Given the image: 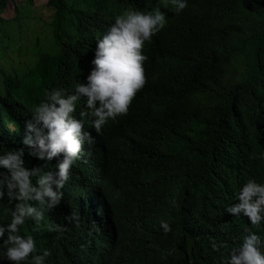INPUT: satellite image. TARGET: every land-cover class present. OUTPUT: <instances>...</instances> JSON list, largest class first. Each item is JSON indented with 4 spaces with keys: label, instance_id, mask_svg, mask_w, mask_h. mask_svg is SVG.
Segmentation results:
<instances>
[{
    "label": "clouds",
    "instance_id": "9594fccd",
    "mask_svg": "<svg viewBox=\"0 0 264 264\" xmlns=\"http://www.w3.org/2000/svg\"><path fill=\"white\" fill-rule=\"evenodd\" d=\"M139 2L144 4L143 7L151 4L148 0H139ZM168 3L169 0H158L157 5L153 6L151 10L129 9L116 15L111 25H107L101 32H96L95 35L106 30L96 40L94 51L92 46L86 55L83 43H79L78 47H82V51L78 55L86 56L85 63L94 57L91 61L93 67L86 80L81 74L83 72L79 70L62 77L60 82L63 84V88L45 90L44 99L32 107L30 114L24 120L21 137V144L24 147L7 149L0 153V203L6 201L9 204L8 209L0 212V262L45 264V258L49 253L45 251L39 255L35 254L36 245L33 236L31 234L21 235V228L27 221H30L33 224L32 232H36L41 226V221L45 219L53 223V227L47 229L49 232L52 228H57L60 225L58 220L63 206L74 205L75 199L87 200V185L85 190L84 180L88 177L89 181L91 175L88 176V170L85 168V171L81 170L82 160L76 161L85 154L83 151L85 145L91 147L95 144L96 138L89 131V126L99 134L109 120H115L127 114L134 97L146 83L144 73L148 72L144 71L143 64L147 63V57L142 54V50L144 45H154L152 37L165 27L166 15L161 7L166 8ZM170 3L173 6L172 10L177 14L187 7V0H170ZM222 9L218 6L217 10H210L213 13L212 16L204 14L208 8L205 10L202 7L196 8V10L189 9L186 11V17L181 18V21L185 18L189 19L187 23L191 36L195 39L196 35L191 31L193 23L200 25L199 32H206L204 36L198 38L199 42L207 48L205 57L197 54L196 59L201 65L199 71L205 67L203 65L205 62L209 63L212 55L234 49L235 40L232 38L227 24L228 19L221 15ZM24 17H26V12L15 17V20ZM50 37L41 41V35L33 34L28 46L18 47V52L22 53L27 49H33V44L38 49H42ZM0 39H2L0 46L3 49L14 46L16 43L14 38L6 35ZM38 40L39 42H37ZM240 45L242 43H239ZM210 49L215 51L210 52ZM36 52L33 54L26 52L27 57L32 61V70L27 75L30 79L28 86L23 84L15 86V91H8L16 99L38 98L34 94V88H38L40 85L37 80L31 77L35 70ZM151 56L149 55V58ZM158 64L166 65V62L160 61ZM21 77L25 76L21 75ZM153 77L160 79L159 75ZM8 86H10L9 83ZM187 96L189 98L192 96L193 104L201 100V95L196 90L194 93L188 90ZM81 102L83 108L80 106ZM175 112L179 115V111ZM183 112L184 110L181 113ZM247 120L264 139V126L256 123L257 121H252V117H247ZM13 128L15 129L14 126ZM25 147L28 149L29 156L42 161L40 168L26 166ZM175 147L178 151L182 146L177 142ZM54 158L57 160L54 170L43 171L45 164H50ZM72 171L74 174L70 175ZM139 175L136 173L134 177ZM153 182L154 179L147 185L150 189L153 187ZM74 190L77 191V196L73 198ZM104 191V189L102 191L95 190L93 193L99 194ZM114 191H118V188L112 190V192ZM120 194L122 200L127 202L129 193L124 191ZM155 196L156 194L152 193L146 197V204L152 210L150 218L160 220V228L167 235L171 228L166 221H161L158 214H162L160 211L162 204L154 201ZM100 198L102 200L103 197ZM234 201L236 202L224 209L231 220H248L254 229H258L264 224V183H257L254 179L247 180L235 193ZM172 203L175 205V200ZM46 212L48 215L45 214ZM87 215L89 217V213ZM141 218L144 217L139 216L138 213L135 221H140ZM64 219L68 222L73 221L76 219L75 213L71 212ZM126 223L128 224V220ZM152 226L151 222L148 228L143 229L145 235L150 233L149 229ZM108 229L110 228L108 227ZM244 233L237 246L233 247L222 260V264H264V237L258 230H251L247 226L244 228ZM70 235L66 239H62V244L69 243ZM47 238L50 240L47 241V246L58 251L62 244L55 241L54 237L50 239L49 236H46Z\"/></svg>",
    "mask_w": 264,
    "mask_h": 264
},
{
    "label": "trees",
    "instance_id": "16d2710c",
    "mask_svg": "<svg viewBox=\"0 0 264 264\" xmlns=\"http://www.w3.org/2000/svg\"><path fill=\"white\" fill-rule=\"evenodd\" d=\"M220 1H216V3L219 7H223L221 5L224 0ZM244 1H248L249 4L246 6L249 7L246 8L245 4L241 3V5L224 7L236 8L230 11L233 12L234 18L231 24L227 21L232 38L235 40L234 49L214 54L209 65L206 62L203 64L205 67L200 70V79L193 84L201 95V100L194 104L191 103L180 116V119L186 122L189 129L188 135H192V140L185 142L187 146H182L174 155L170 154L174 165L179 163V171L182 173L179 180L184 178L182 186L179 187L181 191L178 194H176L177 191L175 192L176 203L173 211L167 214V218L161 217V221L164 220L169 224L171 231L165 235L160 228V220L153 221L151 232L144 237L146 240H141L150 243V245H140L142 248L139 249V255L130 258L136 263L188 264L189 262L190 264V261H195V257L200 255V264H222V260L228 252L237 246L240 238L245 234L244 228L249 227L246 221L231 220L224 211L225 207L235 199L234 190L228 182L229 178L232 175L243 176L245 169L238 165L242 162V158L239 156L240 141L245 139L248 149L254 145H264V139L256 132L246 115L247 112L253 110L255 105L264 104V0ZM234 2L239 3L237 0ZM8 4L9 0H0V33L4 29L0 36L2 38L5 36V27L9 23L2 17ZM31 4L33 1L29 0L27 5H17L15 8L16 17L26 12L30 19L33 14ZM128 5L143 6L144 4L139 0H49L47 8L53 12V17L50 25L46 23L47 29L40 30L41 41L47 40L50 35L51 37L42 49L37 50V59L34 61L35 70L31 76L38 81L41 90L43 89L45 92L48 88H57L58 81L63 76L79 71L80 64L85 61L86 56L78 55L82 51V47H78V44L83 40L86 44L92 43L96 32H101L108 25L107 21L123 13ZM258 10L260 14H256ZM39 21L35 20V22ZM243 37L249 40L250 51L239 46ZM88 47L89 45L84 46L85 55L89 52ZM214 64L219 69L216 72L211 71ZM198 69H201V65ZM148 72L152 76L157 74L156 69H149ZM185 87L187 88V86ZM7 94H11V92L7 91ZM14 100L10 96L7 98V96L0 95V153L9 148L24 147L21 144L24 120L31 112L32 107L40 102L39 97L28 100L21 99L22 102L18 99ZM3 117L8 121L12 120L16 128L15 131L3 133L5 131L1 125ZM17 124L19 127H16ZM262 125L264 126V123ZM16 131L20 134L14 135ZM198 144H205L201 147L205 149L203 153L197 154L199 157L195 158L200 162L197 168L194 163H189L187 166L186 162L181 163V158L185 157L181 154L188 152L190 147ZM222 159H227V161L224 162ZM237 161L239 162L237 163ZM41 163L42 161L29 156L28 149L25 147L26 166L40 168ZM50 164H45L43 171H46V167ZM260 166L261 164L257 172H264V167ZM206 169L209 172H206L205 176L201 175L200 171ZM165 171L166 167L159 170L149 167V171H139L138 174L151 177L140 183L148 185L154 176H161V174H165ZM168 173L172 176L171 168L168 169ZM128 177V175L114 173L110 178L109 186L113 189L123 184L130 186ZM186 180L192 184V187L196 182L195 204L193 200L182 196V193L190 188V184H187ZM214 180H216L215 187L211 185ZM86 185V180H84L85 190ZM220 187H224V190L229 191L232 195L224 192L222 203H219L221 201L215 202V204L221 205H211L208 203L211 191L208 192V190L213 189L218 194ZM134 189L136 199H134L133 189L129 188V199L136 203L134 210L137 211L140 206L139 216L150 217L152 210L146 204V199L139 197V193L142 194V192ZM138 201L141 202L140 205H138ZM200 222H202L201 227L196 233ZM251 230H258L262 237L264 236V227ZM187 234L190 236L188 245L191 238L193 239L191 243L193 254H189L184 245L180 253L169 248L170 242L175 244L180 239H185ZM178 235H180V239L173 238ZM43 240L44 245L41 246L40 254L45 251L49 253L45 259L57 255L63 256L66 253L68 246L62 244V239L59 240L62 245L58 251L47 246L45 235H43ZM198 244L200 247H195ZM158 251H162L163 254H158ZM110 258L114 259V264H125L129 260L120 250L118 243Z\"/></svg>",
    "mask_w": 264,
    "mask_h": 264
},
{
    "label": "water",
    "instance_id": "95a60500",
    "mask_svg": "<svg viewBox=\"0 0 264 264\" xmlns=\"http://www.w3.org/2000/svg\"><path fill=\"white\" fill-rule=\"evenodd\" d=\"M149 1L151 4H148L146 7L128 5L125 7L124 11L129 9L151 10V8L158 3V0H148V2ZM216 1L220 0H214V2L213 0H187V7L178 14L172 10L173 6L170 0L166 8L163 6L161 7V10L164 11L166 15V25L159 33L152 37L155 44L144 45L142 50V54L147 57V63L143 64L144 71L156 69L157 74L155 75L159 74L160 79L153 77L150 72L147 74L144 73L146 83L143 89L134 97L126 115L118 117L115 120H109L99 134L93 131L89 126V131L96 138L95 144L91 147L85 145L83 149L85 154L81 159L76 161L79 162L82 160V171H85V169L87 170L88 166L89 168L91 166V176L89 178V182H92L93 185L91 189H101V191L106 187L109 189L99 194L90 192L87 200L75 199L74 205L67 204L63 206L60 219L58 220L60 225H58L57 228H52L49 232L47 229L53 227V223L45 219L41 221V226L36 232H32L31 229L33 224L30 221H27L21 228V235L31 234L33 236L36 245L35 254L37 255L40 254L41 246L44 245L43 235L49 236L50 239L54 237L55 241H59L61 239H66L71 234L69 243L66 244V246H68L66 253H62L64 254L63 256L57 255L45 259V264H114V259L110 257L114 254L117 243L119 244L120 250L129 258L125 264H139L136 263L135 260L132 261L130 258L131 256L137 257L139 255V249L141 250L142 248L140 245H150V243L141 241L143 239L146 240V238H144L145 233L143 229L148 228L151 222L153 223V221L157 220H153V218L147 216L141 218L140 221H135L138 217V209L140 206H138L137 211H135L134 208L136 207V203L130 201L128 198L127 202L123 201L120 192L125 191L129 193V188L133 189L134 192V188H136L142 192V194L139 193V197L144 199L154 193L156 194L154 201L162 204L160 208L162 214H158L160 217L167 218V214L173 211L174 205L172 201L175 200V192L177 191L176 194H178V192L181 191L178 186H182L184 178L179 180V163L174 165L170 154L172 153V155H174L176 153L177 148L175 144L177 142H179L181 146H187L185 142H190V140H192V135H188V126L186 122L180 119V116L184 113L181 112L192 103V96L191 98L187 96L188 90L194 93L196 89L193 84L200 79L201 76L198 69L199 61L196 59L197 54L202 56L207 50L198 40V38L204 36L206 32H199L198 28L200 25L193 23L191 31L196 35L195 39L191 36L190 27L187 23L189 19L185 18L181 21V18L186 17V11L189 9L196 10V8L199 7L204 8V10L208 8L207 11H204V14L212 16L213 13H211L210 10L214 11L218 8ZM237 1L239 3H235L234 0H224V3L221 5L223 7H220L223 8L221 15L227 18L230 24L234 19L232 16L233 12L230 11L236 8L224 7L227 5L241 4H245L246 8L249 7L246 6L249 4L248 1ZM102 12H104V9H102ZM244 13H246V11H244ZM258 13L260 14L259 10L256 11V14ZM113 22L114 18L107 21L108 25H111ZM174 22L175 24L172 25ZM174 26L175 28L180 26V29L178 31H173L172 29H174ZM103 33L95 35L92 43H80H83L86 47L89 45V51L91 46H93L94 51L96 40L99 39ZM244 37L241 42V47L250 51L249 40ZM23 39L24 38H22V40ZM3 50L7 55L4 58H0V67L8 72L13 71L17 78L14 87L21 86L22 84L19 78L21 79L22 77L17 74L15 66L11 65V63L15 64V57L18 55V52L15 51L16 45L4 48ZM209 51L214 52L215 50L210 49ZM218 53L219 52H217V54ZM170 54L173 59L169 57ZM149 55H152V58H149ZM93 58L94 57H92V59ZM68 60L71 61V59ZM91 61H87V63L83 62L79 67V70L83 72L81 74L84 76L85 80L93 67ZM160 61L166 62V65L158 64ZM209 62H211V60H209ZM170 78L175 80L177 86H183L182 98H175ZM62 79L63 78L58 81L57 88L62 87L63 84L60 82ZM6 85L8 86V81H6ZM185 86H187V88ZM51 89L52 88H48V90ZM7 91H10V88L1 90L0 95H3V97L7 96V98L10 96L12 100L16 99L15 96L7 94ZM34 94L39 97L40 101L43 100L44 91L43 89L41 90L40 86L34 88ZM18 100L22 102L21 99ZM80 106L83 108L82 102ZM175 111H179V115ZM246 115L247 117H252V121L263 124L264 104L255 105L253 110L247 112ZM9 120L10 121H7L5 117L1 120L2 128L5 130L3 133L14 129L12 120ZM204 145L205 144H198L192 148L190 147L188 152H183L181 155L185 157L181 156V163L186 162V166L189 165V163H194L197 168L200 162L195 158L199 157L197 155L198 153H203L205 148L201 147ZM88 148H91L90 160H88ZM239 150V156H241L242 162L238 165L245 169L243 176L237 177L232 175L229 178L228 182L230 183V187L234 190V194L239 190L240 186L249 179H254L257 183H264V172H257L260 164L261 168L264 167V145H254L248 149L246 140L242 139L240 141ZM222 161L226 162L227 159H222ZM55 162H57V160L54 158L50 166L46 167V171L51 169L54 170ZM238 162L239 161H237V163ZM149 167L153 168V170L166 167L165 174L153 177L154 182L152 183L153 187L151 189L146 184L140 183L143 180L150 179V175L141 174L136 178L134 177L139 171H149ZM169 168L172 170V176L168 173ZM206 172H209V170L200 171V174L205 176ZM98 173L101 174V177L98 176ZM114 173L128 175V180L131 185L126 187L125 184H123L118 187V191L112 192L113 188L109 186V183ZM72 174H74L73 171L70 175ZM98 181L102 184L99 189L97 188ZM186 183L190 184L187 180ZM211 185L215 187L216 180H214ZM189 186L190 188L187 189L185 193L183 192L182 196L187 197L188 200H193L195 204L194 196L196 195V182L193 187L192 184ZM212 190H208V192L211 191V193H209L210 197L208 202L211 205L220 206L221 204H215V202L221 201L219 203H222L224 192H228L227 194L232 195L229 191H225L224 187L218 189V194L216 191L214 192V190ZM76 194L77 191L74 190L73 198L77 196ZM100 197H103L102 200ZM235 202L236 201L231 202L229 205ZM140 203L141 202L138 201V205H140ZM8 208L9 204H7L6 201L0 203V212ZM71 212L75 213L76 219L68 222L64 217ZM88 213L89 217L87 215ZM45 214L48 215V212ZM127 220L128 224L126 223ZM246 223L250 229L253 228L250 226L248 220H246ZM108 227L110 229H108ZM263 227L264 224L258 229ZM152 228L153 226L150 227V232ZM78 229H80V234ZM46 240L50 241L48 238ZM107 240L111 241L109 242ZM116 258L120 259L121 257ZM0 264H8V262L5 263V261H3L0 262Z\"/></svg>",
    "mask_w": 264,
    "mask_h": 264
},
{
    "label": "rangeland",
    "instance_id": "374dc122",
    "mask_svg": "<svg viewBox=\"0 0 264 264\" xmlns=\"http://www.w3.org/2000/svg\"><path fill=\"white\" fill-rule=\"evenodd\" d=\"M33 4H31V8L33 10V14L30 19L24 17L20 20H15L16 17V6L17 5H27L29 0H9V4L7 10L2 15L4 19H6L9 23L5 28V35L14 38L16 41V48L18 47H26L32 39L33 34L41 35L40 30L43 28L47 29L46 23H49L52 12L47 8V3L49 0H32ZM35 20H40L39 22H35ZM4 31V29H3ZM2 31V33H3ZM0 33V36L1 34ZM20 34V36H19ZM18 37H21L19 39ZM22 38H24L22 40ZM2 41V39H0ZM33 49H27L26 52H31L32 54L38 50V47L33 44ZM26 52H18L17 57H15V64L11 63V65L15 66V70L19 76L23 75L24 78H19L21 84H29L30 79L29 75L32 70V61L27 57ZM7 54L0 46V58H4ZM6 81L11 85L10 87L6 85ZM17 82V78L15 73L8 72L0 67V91L5 88H10V90L15 91L14 85Z\"/></svg>",
    "mask_w": 264,
    "mask_h": 264
},
{
    "label": "bare ground",
    "instance_id": "6f19581e",
    "mask_svg": "<svg viewBox=\"0 0 264 264\" xmlns=\"http://www.w3.org/2000/svg\"><path fill=\"white\" fill-rule=\"evenodd\" d=\"M175 24V22L174 23H172V25H174ZM174 29H172L173 31H178L179 29H180V26L178 27V28H175V26L173 27ZM195 41V40H194ZM17 52H18V49H17ZM207 54H206V52H205V54L204 55H202L203 57H205ZM198 57V56H197ZM201 58V57H200ZM219 69L217 68V66H216V64H214L213 65V67L211 68V71L212 72H216V71H218ZM146 72H148V70H145ZM210 75V74H209ZM170 80H171V85H172V87H173V94L175 95V98H182V88H183V86H177L175 83V80L173 79V78H170ZM8 121V120H7ZM14 127H15V125L14 124H12ZM8 127V126H7ZM16 127H19V124H17L16 125ZM16 130V128L15 129H13L12 131H15ZM18 134H20L19 132H17L16 131V134H14V135H18ZM19 137H21V135H19ZM18 137V138H19ZM191 141V140H190ZM90 157H91V148H88V160H90ZM80 162V161H79ZM56 163V162H55ZM91 166H90V168H89V166H88V176H90L91 175ZM98 176L99 177H101V174L100 173H98ZM88 179V177L86 178V183H87V192L88 193H90L91 191H92V193L95 191V190H93V188L91 189V186H93L92 185V182H90L89 183V181L87 180ZM219 182V181H218ZM102 184L101 183H99V181L97 182V188L99 189V187L101 186ZM101 190V189H100ZM105 191H107V189H104ZM70 192H72V191H70ZM71 194V193H70ZM136 199V198H135ZM88 220H90V219H88ZM110 221V220H109ZM164 221V220H163ZM201 224H202V222H200L199 224H198V230H196V233L197 232H199V227H201ZM78 232H79V234H80V229H78ZM123 233V232H122ZM173 238H175V239H180V235H178V236H175V237H173ZM172 238V239H173ZM185 239H180L178 242H176L175 244H172L171 242H170V245H169V248L172 250V251H174V252H178V253H180L182 250H183V248H184V246H186V250L188 251V253L189 254H193L192 253V245H191V243L193 242V239L191 238V242L189 243V245H188V241L190 240V236H188V234H187V236L186 237H184ZM171 239V240H172ZM184 245V246H183ZM195 247H197V248H199L200 247V245L198 244V245H196ZM158 254H163V252L162 251H158ZM183 255V254H182ZM200 260H201V256L200 255H198L197 257H195V261H190L191 263L190 264H200ZM89 261V260H88ZM90 264V263H89ZM188 264H189V262H188Z\"/></svg>",
    "mask_w": 264,
    "mask_h": 264
}]
</instances>
